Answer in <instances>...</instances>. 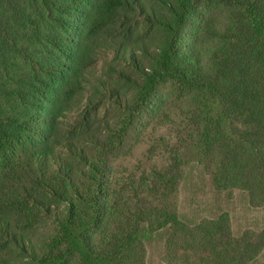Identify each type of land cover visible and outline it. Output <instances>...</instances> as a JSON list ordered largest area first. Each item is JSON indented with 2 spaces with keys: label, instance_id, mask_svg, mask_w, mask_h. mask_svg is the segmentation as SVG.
I'll return each mask as SVG.
<instances>
[{
  "label": "trees",
  "instance_id": "1",
  "mask_svg": "<svg viewBox=\"0 0 264 264\" xmlns=\"http://www.w3.org/2000/svg\"><path fill=\"white\" fill-rule=\"evenodd\" d=\"M129 15L143 35L132 42L130 27L119 31ZM200 35L223 44L211 75L182 43ZM100 49L114 56L90 80ZM116 82L131 97L120 98ZM166 84L200 98L192 140L215 167L216 189L264 206V0H0V252L21 264H146L143 241L154 232L194 239L201 225L168 205L182 177L178 156L124 193L108 173L120 146L108 130L149 113ZM82 91H102L99 104L94 94L80 103ZM103 104L124 106L127 120L102 129ZM41 229L49 237L37 246ZM217 230L208 238L223 242L204 263L257 256L256 244Z\"/></svg>",
  "mask_w": 264,
  "mask_h": 264
},
{
  "label": "rangeland",
  "instance_id": "2",
  "mask_svg": "<svg viewBox=\"0 0 264 264\" xmlns=\"http://www.w3.org/2000/svg\"><path fill=\"white\" fill-rule=\"evenodd\" d=\"M128 21L119 30L121 34L125 36L123 29L130 27V42L141 38L142 34L138 36L139 27L135 29V24L132 23L133 15H129ZM104 34L109 35L107 30ZM121 40L126 41L124 38ZM182 43L194 47L205 74L211 75L216 68L215 53L223 48V44L203 38L201 35L183 39ZM113 56L111 52L100 49L96 64L87 78L93 80L95 77H104V72L108 70V65L105 64ZM118 62H122V55L118 57ZM103 79L110 82L108 78ZM115 84L122 88V91H118L120 98L131 97L133 91L126 89L124 82ZM92 94L95 95L94 102L99 104L102 91L80 92L78 96L80 103H84ZM199 100L197 93H175L170 84L162 85L153 96L149 113L143 117L134 114L128 128L126 124H120L119 128L111 129L110 133L108 130L109 140H120L118 149L108 156V173L115 179L117 189L121 190L122 187L121 191L124 193V188L127 189L126 184H134L139 188L145 174L169 168L172 165L171 159H177V156L180 158L177 161L182 165L180 169L182 177L176 191L170 196L168 205L178 214L181 221L201 226L199 231L195 232L194 239L184 238L169 228L151 234L143 241L146 264H206L204 263L206 258L211 255V251L208 250L211 244L223 242L219 236L216 240L209 239L208 233L220 229L224 236L225 228L230 230L232 237L240 241L241 245L254 243L258 246L254 260L243 261V264H264V206H254L247 192L216 189L213 181L215 167L207 154L200 152L192 140L195 137L197 123L194 114L198 110ZM103 105L105 108L101 110L100 118L103 120L102 129L106 128V120L111 124L114 121L123 123L127 120L128 116L123 111L124 106L116 109ZM75 117L76 114H73L70 120L73 122ZM200 160L202 162H199ZM215 222L219 223L218 227H210V223ZM48 235L46 229H41L33 237L35 245H41ZM0 264H21V260L12 252L3 251L0 252Z\"/></svg>",
  "mask_w": 264,
  "mask_h": 264
}]
</instances>
